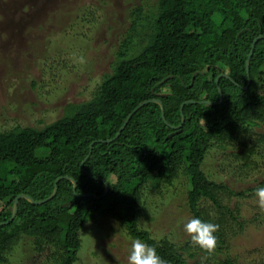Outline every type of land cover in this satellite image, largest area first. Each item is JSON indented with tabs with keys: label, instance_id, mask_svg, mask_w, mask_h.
<instances>
[{
	"label": "trees",
	"instance_id": "obj_1",
	"mask_svg": "<svg viewBox=\"0 0 264 264\" xmlns=\"http://www.w3.org/2000/svg\"><path fill=\"white\" fill-rule=\"evenodd\" d=\"M84 8L78 7L77 17L87 22L91 16L81 13ZM127 20L116 37L112 66L87 100L66 104L60 116L39 127L0 130V264L11 263L8 256L21 235L33 238L35 255L47 258L43 264H73L80 231L98 215L154 247L166 264H198L189 259L199 251L203 262L244 264L230 250L215 257L226 248L220 222L227 211L238 226L233 235H239L245 223L237 219L239 199L252 196L264 179L234 188L209 177L202 163L212 146L233 145L237 168L246 176L264 159V36L256 39L245 71L253 39L264 34V0H140L128 8ZM222 72L231 79L220 76L216 84ZM218 87L223 98L215 103ZM153 98L161 101L163 117ZM182 102L184 121L175 128ZM59 176L55 194L37 203L51 194ZM175 190L184 193L192 218L218 226L212 251L153 237L140 225L148 217L141 206L145 194L165 197ZM20 193L34 201L19 198L8 220ZM207 201L220 219L200 207Z\"/></svg>",
	"mask_w": 264,
	"mask_h": 264
},
{
	"label": "rangeland",
	"instance_id": "obj_2",
	"mask_svg": "<svg viewBox=\"0 0 264 264\" xmlns=\"http://www.w3.org/2000/svg\"><path fill=\"white\" fill-rule=\"evenodd\" d=\"M139 1L0 0V130L15 125L39 127L60 116L66 104L87 100L112 66L116 37L128 24V8ZM80 6L88 9L81 12L91 16L87 22L77 17L82 15L77 10ZM234 153L233 145L212 146L202 163L204 172L234 188L252 187L264 179L262 157L257 159V169L246 176L238 170ZM250 194L239 199L242 209L237 219L245 221L239 235H233L238 226L224 211L220 223L226 248L215 254L217 259L230 250L231 258L239 263L264 262V205L255 190ZM145 197L141 206L148 217H142L140 225L151 236L196 245L183 229L192 218L183 192L175 190L165 197L146 193ZM221 200L229 208L227 195H221ZM200 207L213 220L221 218L210 201ZM129 237L115 219L98 215L80 231L73 264H128ZM17 240L8 256L10 264L45 263L44 255H35L32 237L21 235ZM204 258L199 251L189 262H215H203Z\"/></svg>",
	"mask_w": 264,
	"mask_h": 264
},
{
	"label": "clouds",
	"instance_id": "obj_3",
	"mask_svg": "<svg viewBox=\"0 0 264 264\" xmlns=\"http://www.w3.org/2000/svg\"><path fill=\"white\" fill-rule=\"evenodd\" d=\"M255 195L259 203L264 205V186L257 187ZM218 226L214 223L193 217L183 224L184 232L190 235L191 241L207 251L216 246V231ZM131 244L127 255L128 264H166L157 254L156 249L140 239L129 237Z\"/></svg>",
	"mask_w": 264,
	"mask_h": 264
},
{
	"label": "water",
	"instance_id": "obj_4",
	"mask_svg": "<svg viewBox=\"0 0 264 264\" xmlns=\"http://www.w3.org/2000/svg\"><path fill=\"white\" fill-rule=\"evenodd\" d=\"M263 36H264V34H259L257 37H255V38L253 39V41H252V43H251L250 50H249V52H248V54H247V58H246V60H245V71H246L247 75H248V69H249V67H248L249 59H250V56H251V54H252V51H253V47H254L255 41H256V39H257L258 37H263ZM194 74H195V72L192 74V76H194ZM220 76H224V77H226V78L231 79L227 73H223V72H222V73H219V74L215 77V83H216V84H217L218 78H219ZM167 77H171V75H169V76H167ZM167 77H165V79H166ZM248 81H249V79H248ZM244 87H245V86H244ZM217 89H218L219 99H218V101L215 102V103H219V102L222 100V98H223L222 91H221L220 87H218ZM146 101H148V100H145V101L140 102L136 107H134V108L132 109V111H131L130 113H128V115H127L126 118L124 119L123 123H122L121 126L119 127L118 131L116 132V134L114 135V137H112L111 139L115 138V137L119 134V132H120V131L122 130V128L124 127L125 123H126V122L129 120V118L131 117L132 113H133L135 110H137V109H138L143 103H145ZM151 101H155L156 103H158V104L161 106V116L163 117V106H162L161 101H160L159 99H154V98L151 99ZM199 102H200V101H199ZM205 102H206V103H210V104H213V103H214V102H209V101H205ZM183 103H185V102H182L181 105H180V113H181L180 123L177 124L176 126H174L175 128H178V127L182 124V122L184 121V115H183V113H182V109H181ZM176 131H177V130L172 131V132H170L168 135H171L173 132H176ZM168 135H167V136H168ZM107 140H110V139H107ZM90 146H91V145H90ZM90 148H91V147H90ZM89 152H90V151H89ZM85 158H86V157H85ZM85 158H84V159H85ZM84 159L80 162V165H81V166H82V164H83V162H84ZM61 177H62V176H59V177H57V178L55 179V181H54V187H53V190H52L51 194H50L49 196L45 197L44 199L37 200V201H36L37 203H42V202L48 200L49 198H51V197L55 194V192L57 191V182H58V180H59ZM69 179L71 180V182H72V188H73V190L75 191L76 182H75V180H74L73 178H71V177H70ZM107 188H108V186H107V184L105 183L104 193L107 191ZM21 197H25V198L28 199L29 201H34V200H33L29 195H27V194H23V193L17 194V195L14 197V199H13L12 206H11V207H12L11 215H10V217H9L8 220H11V219L14 217V215H15V213H16V211H17V203H18V200H19V198H21ZM63 205H66V203H64Z\"/></svg>",
	"mask_w": 264,
	"mask_h": 264
}]
</instances>
